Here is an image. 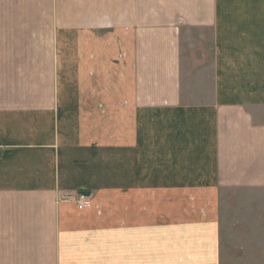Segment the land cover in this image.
Returning <instances> with one entry per match:
<instances>
[{
	"label": "crops",
	"instance_id": "obj_1",
	"mask_svg": "<svg viewBox=\"0 0 264 264\" xmlns=\"http://www.w3.org/2000/svg\"><path fill=\"white\" fill-rule=\"evenodd\" d=\"M256 43L264 0H0V264H234L225 205L264 209Z\"/></svg>",
	"mask_w": 264,
	"mask_h": 264
},
{
	"label": "rangeland",
	"instance_id": "obj_2",
	"mask_svg": "<svg viewBox=\"0 0 264 264\" xmlns=\"http://www.w3.org/2000/svg\"><path fill=\"white\" fill-rule=\"evenodd\" d=\"M253 46L256 51L264 50V44L261 46L256 43ZM257 65L258 62L253 64L254 69ZM241 205L239 203L225 205L230 207L223 212L221 243L223 255L234 264H264V209L255 208L252 218L248 219L249 213L245 206Z\"/></svg>",
	"mask_w": 264,
	"mask_h": 264
},
{
	"label": "built area",
	"instance_id": "obj_3",
	"mask_svg": "<svg viewBox=\"0 0 264 264\" xmlns=\"http://www.w3.org/2000/svg\"><path fill=\"white\" fill-rule=\"evenodd\" d=\"M74 202L79 210H85L91 206V195L88 193L79 192L74 196Z\"/></svg>",
	"mask_w": 264,
	"mask_h": 264
}]
</instances>
